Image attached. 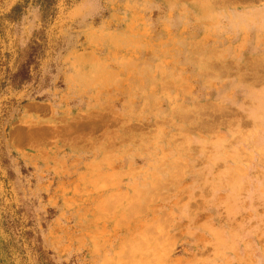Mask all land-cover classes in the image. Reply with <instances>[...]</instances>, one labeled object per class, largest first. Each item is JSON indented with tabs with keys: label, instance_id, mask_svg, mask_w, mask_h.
Wrapping results in <instances>:
<instances>
[{
	"label": "rangeland",
	"instance_id": "obj_1",
	"mask_svg": "<svg viewBox=\"0 0 264 264\" xmlns=\"http://www.w3.org/2000/svg\"><path fill=\"white\" fill-rule=\"evenodd\" d=\"M212 2L0 0V264H264V62H205Z\"/></svg>",
	"mask_w": 264,
	"mask_h": 264
},
{
	"label": "crops",
	"instance_id": "obj_2",
	"mask_svg": "<svg viewBox=\"0 0 264 264\" xmlns=\"http://www.w3.org/2000/svg\"><path fill=\"white\" fill-rule=\"evenodd\" d=\"M213 6L210 5L207 8L206 15L211 17L209 22L212 23L213 28L201 33L200 36L195 38V35L185 37V38H199L206 39L207 49L206 57L208 59L205 62L208 64L213 61L212 56L214 53L218 54L219 58H224L227 53L237 54L240 56V50H247L251 48L250 58L256 59L264 62V2L263 0H253L247 4H239L236 0H213ZM194 9L200 7L198 5L193 6ZM186 8V7H185ZM186 10V9H185ZM190 14H193L192 10H188ZM187 13V12H186ZM237 17L243 18V23L245 29H240L234 32L233 30H228L225 23H229V19L226 17ZM190 17V15L188 16ZM184 21V19H183ZM242 24V23H241ZM175 34L174 39L182 38ZM211 40V41H210ZM197 43V42H196ZM198 44V43H197ZM195 44L192 42L189 44H184L177 42V40L165 49L168 50L169 55L179 53L181 49L185 50L184 55H189L190 57L198 54V50ZM216 51V52H215ZM181 53V52H180ZM218 58V61L222 62ZM217 59V58H216ZM248 59V58H247ZM247 59H239L238 62H247ZM238 60V58L236 59ZM194 60L190 59L189 63L193 64ZM133 155V152H132ZM131 164L130 167H132ZM145 172H147L148 180L154 182H166L170 181L172 175H175L178 165L173 160L169 161L167 164L157 163L155 161L149 160L145 165Z\"/></svg>",
	"mask_w": 264,
	"mask_h": 264
}]
</instances>
